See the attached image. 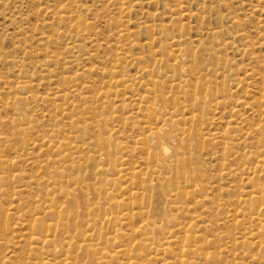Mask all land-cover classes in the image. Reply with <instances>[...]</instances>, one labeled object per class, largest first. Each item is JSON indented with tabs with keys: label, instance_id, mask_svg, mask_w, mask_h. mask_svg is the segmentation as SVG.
Returning a JSON list of instances; mask_svg holds the SVG:
<instances>
[{
	"label": "rangeland",
	"instance_id": "obj_1",
	"mask_svg": "<svg viewBox=\"0 0 264 264\" xmlns=\"http://www.w3.org/2000/svg\"><path fill=\"white\" fill-rule=\"evenodd\" d=\"M263 219L264 0H0V264H264Z\"/></svg>",
	"mask_w": 264,
	"mask_h": 264
},
{
	"label": "bare ground",
	"instance_id": "obj_2",
	"mask_svg": "<svg viewBox=\"0 0 264 264\" xmlns=\"http://www.w3.org/2000/svg\"><path fill=\"white\" fill-rule=\"evenodd\" d=\"M73 10V9H72ZM65 19V18H64ZM117 64V63H116ZM117 67V66H116ZM116 72V71H115ZM182 73H183V71H182ZM186 74V73H185ZM166 78V77H165ZM184 81H185V79L183 80V83H184ZM182 82V81H181ZM21 84V83H20ZM186 84H187V82H186ZM29 87V86H28ZM15 100V99H14ZM23 105V104H22ZM165 107V106H164ZM152 108V107H151ZM153 109V108H152ZM155 109V108H154ZM159 112V111H158ZM163 112V111H162ZM106 114V113H105ZM163 114V113H162ZM161 114V115H162ZM63 116V115H62ZM102 118V117H101ZM21 119V118H20ZM107 119V118H106ZM105 119V120H106ZM107 121H108V119H107ZM104 122H106V121H104ZM177 122V121H176ZM107 123H109V122H107ZM107 123L105 124V125H107ZM168 124V123H167ZM98 125H99V123H98ZM101 126V125H100ZM100 126H98V127H100ZM105 129H108V128H105ZM99 130H100V128H99ZM110 132V131H109ZM108 133V132H107ZM166 133V132H165ZM109 134V133H108ZM22 135V134H21ZM101 135V134H100ZM99 135V136H100ZM104 135H107V134H104ZM105 137H107V136H105ZM201 137V136H200ZM49 139V138H48ZM108 139H109V137H108ZM101 140V139H100ZM103 140V139H102ZM106 141H108V140H106ZM105 141V142H106ZM176 141H177V138H176ZM109 142V141H108ZM174 142V141H173ZM99 143H103V142H99ZM179 143V142H178ZM173 144V143H172ZM160 145H161V143H160ZM178 146V148H181L182 146V143H179V144H177ZM105 146V145H104ZM108 147V146H107ZM154 147V146H153ZM158 148V147H157ZM68 149V148H67ZM105 149V148H104ZM124 149V148H123ZM164 150L167 152L168 151V148L167 147H164ZM172 150V149H171ZM175 150V149H174ZM105 153H106V151H104ZM160 153V152H159ZM106 154H109L108 152L106 153ZM171 154V153H170ZM169 154V155H170ZM175 154V159H174V162L176 163V165H174L176 168L174 169V170H172V171H174V174H176V175H179L180 173H182L181 172V169L179 168V164H180V162H183L178 156H177V153H174ZM112 156V155H111ZM116 156V155H115ZM166 156H167V154H166ZM165 156V157H166ZM101 157H102V155H101ZM101 157H100V160H101ZM104 157V156H103ZM107 157V156H106ZM117 157V156H116ZM162 157V156H161ZM160 157V158H161ZM163 157H164V154H163ZM162 157V158H163ZM104 159H105V157H104ZM109 159H110V157H109ZM109 159H107V160H109ZM117 159H118V157H117ZM116 159V160H117ZM157 159V158H156ZM164 159H166V158H164ZM169 159V158H168ZM113 160H115V159H113ZM119 160V159H118ZM158 160V159H157ZM103 161V160H102ZM101 162V161H100ZM100 162H98V163H100ZM116 162V161H115ZM114 162V163H115ZM116 164V163H115ZM114 165V164H113ZM105 166V165H104ZM104 166L103 167H99V168H104ZM109 167H110V165H109ZM163 167V166H162ZM170 167V166H169ZM100 169V170H101ZM102 171V170H101ZM90 173V172H89ZM165 173V172H164ZM166 174H168V173H166ZM93 175H95L94 173H93ZM97 175V174H96ZM158 176V175H157ZM167 177V176H166ZM100 178V177H99ZM165 178V177H164ZM170 178V177H169ZM177 181V180H176ZM147 182V181H146ZM100 183V182H99ZM101 183H102V181H101ZM150 184V183H149ZM171 185H172V182H170V181H167L166 183H163V182H160L159 184H158V186H153V185H149L148 187H149V191H152V189L154 188V189H156V187H157V189H160L161 190V192H162V197H166V195H167V190L168 189H170L171 188ZM174 185H176V182H174ZM262 186V185H261ZM147 187V186H146ZM147 190V189H146ZM261 191H263V190H261ZM77 192V191H76ZM81 193V192H80ZM63 194H64V192H63ZM69 194V193H68ZM181 194V192L180 191H178L177 190V192H176V194H174V196L175 195H177V196H179ZM70 195V194H69ZM173 196V197H174ZM173 197H172V199H173ZM263 197V196H262ZM164 199V198H163ZM163 199H161L160 201H158V202H160V203H158L157 205H156V211H157V215H159V216H164V217H166L167 219H168V212H167V209H166V206H163ZM167 199V198H166ZM194 200V199H193ZM148 201V200H147ZM149 202H150V200H149ZM170 202V201H169ZM76 203V202H75ZM74 203V204H75ZM159 204H161L159 207H158V205ZM77 205V204H76ZM150 206V205H149ZM79 207V206H78ZM153 207V206H152ZM149 208V207H148ZM75 210V209H74ZM73 211V210H72ZM244 212V211H243ZM149 214H150V212H149ZM155 214V213H154ZM261 214V213H260ZM151 215V214H150ZM262 221H264V219L262 220ZM69 223V222H68ZM76 223V222H75ZM264 223V222H263ZM80 224V223H79ZM76 225V224H75ZM98 228V227H97ZM96 230L97 229H94V232L96 233V234H98L97 232H99V231H97L96 232ZM99 230V229H98ZM100 233V232H99ZM120 235V234H119ZM199 236V235H198ZM115 237V236H114ZM122 239V238H121ZM155 240V239H154ZM190 241V240H189ZM81 242V241H80ZM60 245V244H59ZM112 245V244H111ZM190 245V244H189ZM188 246V245H187ZM191 246V245H190ZM62 248V247H61ZM89 248V247H88ZM88 248H86V249H88ZM188 249V248H187ZM191 251V250H190ZM84 252V251H83ZM84 253H86V252H84ZM108 257V256H107ZM93 258V257H92ZM100 264H101V262H100Z\"/></svg>",
	"mask_w": 264,
	"mask_h": 264
}]
</instances>
